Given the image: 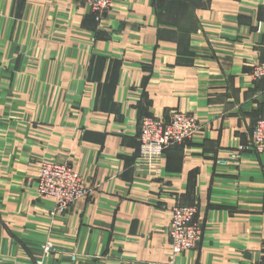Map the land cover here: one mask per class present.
Masks as SVG:
<instances>
[{
	"label": "crops",
	"instance_id": "0c3cea01",
	"mask_svg": "<svg viewBox=\"0 0 264 264\" xmlns=\"http://www.w3.org/2000/svg\"><path fill=\"white\" fill-rule=\"evenodd\" d=\"M263 61V0H114L100 20L85 0H0V262L264 264V155L250 147ZM177 111L199 128L151 177L134 165L139 120ZM47 161L90 193L51 214L33 187ZM174 205L195 206L202 229L177 255Z\"/></svg>",
	"mask_w": 264,
	"mask_h": 264
},
{
	"label": "built area",
	"instance_id": "2783aa9c",
	"mask_svg": "<svg viewBox=\"0 0 264 264\" xmlns=\"http://www.w3.org/2000/svg\"><path fill=\"white\" fill-rule=\"evenodd\" d=\"M89 10L100 20L111 8L114 0H85ZM264 4V0H263ZM250 76L253 80L264 81V61L251 66ZM195 116L177 111L167 121L144 116L138 123V153L134 165L138 170L145 171L151 177H158L161 162L166 149L190 139L197 131ZM250 147L264 155V117L258 119L251 127ZM239 153L231 152L227 158H218V165H227L238 160ZM31 185V181L28 182ZM37 197H49L54 201L55 212H63L74 202L85 198L90 189L83 177L71 166L58 162H42L33 183ZM195 206L174 205L170 209L168 237L172 254L177 255L196 246L201 238L202 229L195 221ZM1 228V221H0ZM52 247L49 242L43 245V254L48 256ZM74 260V255L71 256ZM43 260L35 261L42 264ZM0 264H11L1 263Z\"/></svg>",
	"mask_w": 264,
	"mask_h": 264
}]
</instances>
